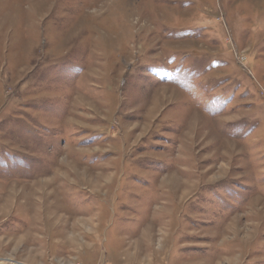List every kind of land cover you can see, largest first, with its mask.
I'll return each instance as SVG.
<instances>
[{
  "label": "rangeland",
  "instance_id": "1",
  "mask_svg": "<svg viewBox=\"0 0 264 264\" xmlns=\"http://www.w3.org/2000/svg\"><path fill=\"white\" fill-rule=\"evenodd\" d=\"M0 264H264V0H0Z\"/></svg>",
  "mask_w": 264,
  "mask_h": 264
}]
</instances>
